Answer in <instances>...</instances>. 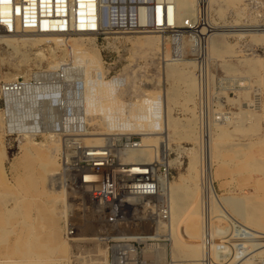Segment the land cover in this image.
Returning a JSON list of instances; mask_svg holds the SVG:
<instances>
[{
  "label": "rangeland",
  "instance_id": "obj_1",
  "mask_svg": "<svg viewBox=\"0 0 264 264\" xmlns=\"http://www.w3.org/2000/svg\"><path fill=\"white\" fill-rule=\"evenodd\" d=\"M210 6V23L212 27L215 26L213 30L215 34L211 38L201 40L186 37L182 40L185 41L183 46L181 45L182 41L180 46H176L172 38H160L152 32L61 35L63 46L57 47L53 41L50 44L42 43L41 48L37 45L19 43L20 47L16 49H19V52L13 45L3 40L0 42V84L8 80V77H12V79L25 78L40 68L52 69L51 64L55 60L60 61V64L74 65L71 51L65 47L77 42L83 47L95 49L101 57L110 95L117 100L114 103L118 105L123 114H128V110L135 101L130 102L125 97L123 98L122 96L125 94L118 91L119 89L129 88L131 94H139L138 97H141L139 101H142L150 92L161 94L167 92L173 96L176 95L173 97L174 100L170 101L172 114L178 121V124L170 129V133H172L169 140L171 145L167 150L168 160H177L174 164L169 163L170 182L178 181L183 184L186 192L188 189L191 192L198 191L203 215L206 220L208 218L214 231H217L218 227L223 229L219 236L222 241H227L229 232L226 229H231L230 221H233V226L236 228L235 224L242 220L225 204L223 197L238 196L249 199L253 195L254 192H251L252 182L248 179L249 172L246 171L248 169L246 156L249 153L264 152V110L260 107L263 105L264 108V67L262 66L264 60V0H233V3L225 8L223 14L214 10L211 0ZM194 7V20H196L197 0H195ZM188 24L192 23L188 22ZM145 34L154 35H148L153 38L152 44L141 46L135 43L139 41L138 37ZM133 35L136 37L132 38ZM82 37L86 44H82ZM12 38L17 39L18 36ZM41 50L45 52V58L39 59V61L37 52ZM174 58L186 62L180 64L179 67L181 72L193 76L195 92L191 93L188 83L184 80L167 79L165 65L172 63L171 59ZM39 62L40 65H38ZM126 98L129 99L128 95ZM257 100L261 101L260 104ZM223 119L233 121L228 131L219 136L216 124ZM2 125L0 118V137L3 136V142L6 143L12 155L11 159H5L3 166H0V223L13 230L11 239L12 242L18 239L19 248L15 253H12V250L10 251V248L3 242V245L0 246V263L8 260L11 264H19L26 262L23 250L26 248L24 247L26 237L30 233L38 236V240H42L43 244L54 246L58 243L54 237H51L55 214L52 207L46 202L49 196L42 197L43 200L38 192L25 186L26 176L25 172H22L25 170L19 164L16 165L18 168L15 166L18 157L24 151L23 145L28 141L25 140L26 138L17 141L16 137L7 140ZM91 125L90 132H105V134L121 132L118 130L108 131L104 123L96 122ZM211 129L213 137L223 141L224 145L222 160L216 161L212 167V189L206 184L208 175H205L207 167L204 162L209 146L207 144L209 143L208 132H212ZM162 131L163 129L159 131L161 133L159 140H162L163 143L165 137ZM126 134H140L139 137L142 141L143 135L140 132H126ZM196 136H200V138L196 139ZM35 141L39 144L44 143L42 146H36L38 153L47 150L54 151L53 148L57 146L56 143L51 142L52 138L48 136H40ZM1 142L2 139H0V146ZM249 142L255 143V146H252L251 149L242 146ZM57 143L59 142L57 141ZM164 146L163 143L162 151ZM56 150L57 163L54 165V170L58 171L60 151L58 147ZM161 150L157 157L162 153ZM191 150L197 151L198 156H201V162L193 171L189 170L190 156L188 152ZM40 157L35 156L29 160L32 162L28 168L34 170L35 177L38 174L36 168L39 171L37 165ZM157 157L151 162L155 161ZM124 160L133 162L126 158ZM145 163L147 162L145 161ZM259 198L262 197L259 196ZM63 209L64 206L60 203L58 214H56L60 218L56 219L60 220L61 239H65ZM96 226L93 223L87 231L96 233L106 230V228L100 227V224L99 227ZM158 232L166 234L161 228L158 229ZM241 241H244L243 236L234 229L231 249L236 250ZM167 242L169 241L167 240ZM250 243L251 241H248L244 249L246 252L254 250L251 254V264H264V246L255 249ZM45 250L46 248L42 246L38 248L39 252ZM59 256H63V254L56 253L53 258ZM69 256H71V252ZM53 258L48 259L52 261ZM183 258L186 259L184 256ZM226 264H235V261L229 260Z\"/></svg>",
  "mask_w": 264,
  "mask_h": 264
},
{
  "label": "built area",
  "instance_id": "obj_2",
  "mask_svg": "<svg viewBox=\"0 0 264 264\" xmlns=\"http://www.w3.org/2000/svg\"><path fill=\"white\" fill-rule=\"evenodd\" d=\"M210 13L207 0H197L195 23L181 25L176 0H0V35L152 32L180 46L186 37L210 38L215 29ZM88 90L84 68L70 64L2 82L0 118L6 139L48 136L59 142V167L51 185L68 194L70 213L64 223L72 245L70 264H159V258L146 254L156 255L158 245L167 241L158 224L171 220L168 155L162 151L150 163L125 161V151L141 147L140 134L114 133L102 144L86 142ZM118 91L130 102L141 99L129 88ZM139 211L143 218L137 232H119L133 229L131 217ZM91 214L105 231L82 233ZM201 261L213 264L209 256Z\"/></svg>",
  "mask_w": 264,
  "mask_h": 264
},
{
  "label": "bare ground",
  "instance_id": "obj_3",
  "mask_svg": "<svg viewBox=\"0 0 264 264\" xmlns=\"http://www.w3.org/2000/svg\"><path fill=\"white\" fill-rule=\"evenodd\" d=\"M176 1H177V20L179 24L181 25L194 24L195 23L194 21H196L194 20L195 0H176ZM207 2H208V7L210 8L211 7L210 0H207ZM232 3L233 0H211V5H213L214 10L217 11L219 14H223L225 8L229 7V5ZM188 22L192 24H188ZM73 34H88V33L77 32ZM214 34L215 33H213L210 36V38ZM61 35L62 34H57V33L55 34L25 33L22 34L21 36L16 35L18 36L19 39L12 38L15 36L0 35V42L4 40L10 45H13V47H15V50L18 47H20L19 46L20 44L37 45L39 46V48H41L42 43L50 44L51 41H53L55 45L59 47V46H63ZM148 35L154 36L153 34L141 35L140 37L137 38V40L139 41H136L135 43H138L141 46L144 44H152L154 42L153 38L151 36L149 37ZM155 36H159L160 38H163V36L160 35L155 34ZM134 37L136 36L133 35L132 38ZM81 41L82 44H86V41L84 40L83 37ZM184 44L185 41H182L181 45L183 46ZM65 49L71 51L72 54L71 57L73 59V62L75 63V64L73 63L74 66H81L84 68V72L86 74V81L88 83V86L90 87V90H88L86 94L87 97V101L85 103V112L87 115L86 122L90 126H92L91 124H94L96 122L104 123L108 131H115V130L121 131L119 133L140 132L143 135L142 141L140 139L141 147L129 151H125V153L122 156L123 159L126 158V160L133 161L131 163H145V161L147 163H150L151 160L157 157V155L160 153V150L162 149L161 146L163 145V143L165 145L163 151L165 154H167V150L168 148H170L171 145L169 141L172 136V133H170V129L178 124V121L175 119V117L172 114V107L170 105V101L173 99L174 96L176 97V95L173 96L171 93H167V92L166 93L162 92L163 94L158 92H150L147 94V96L144 97L142 101H138L132 104L130 109L128 110V114L125 115L122 113L118 105L114 103L117 100L113 98L112 95H110L108 82H107L108 80L105 79V73L102 67L103 66L102 59L99 56V54L96 53L95 49H92L91 47L90 48L83 47L82 45H78L77 42L73 43L72 45H68V47H65ZM16 51L19 52V49ZM44 53L45 52H43L42 50L37 52L38 60L39 59L42 60L45 58ZM171 60L172 63H168L167 66L165 65L167 79L169 80L170 78L173 79L176 78L178 80H184L188 83V88L190 89L191 93L195 92L196 91L194 90L195 80L193 76L191 74L188 75L185 74V72H181V69L179 67L180 64H185L186 62L180 61L179 58L178 59L174 58ZM59 64L60 61L55 60L54 63L51 64V68L54 69ZM38 65H40V62ZM262 66L264 67V60ZM7 79L8 80L6 81H9L10 79H12V77H8ZM167 83L169 82L167 81ZM263 85H264V77H263ZM174 90L176 91L177 89L175 88ZM174 90H173V94H174ZM257 101H259L260 104L261 101L260 100ZM260 107L261 109L264 110L263 105H261ZM232 121L233 120L225 121L223 119L216 124L217 132L219 133V136L220 134H223V132L228 131ZM161 129H163L162 132H164V137H165L164 139L165 142L163 143L162 140H159V135L161 134L159 133V131ZM110 134H114V133H110ZM208 134H209L208 137L209 143L207 144L209 146H208V150H206L207 154L205 152L206 155L204 157V162L207 167L205 175H208V179L206 178L207 180L206 184L210 187V189H212V179H211V172H213L212 167L214 166L213 164H215L216 161L219 162L220 160H222L221 159L223 157L222 149L224 145H223V141L213 137V131L212 132L209 131ZM106 135H108V133L105 134V132H97V133L89 132L88 133L89 137H87L85 140L88 143L102 144L104 142ZM199 138L200 136L198 137L196 136V139ZM0 139H2L0 146V166H3V161L5 159H11L12 153L11 151L8 150L6 143L3 142V136H1ZM25 140H27L28 142L27 144L23 145L22 148L24 151L22 155L18 157L15 166L19 164V166L21 165L24 168L25 171L22 172L23 173L25 172L24 175L26 176L25 186L38 192L41 199L43 200L44 198L42 197L49 196V198L46 199V202L50 205V207H52V210L55 214V216L53 217L51 237H54V240H57L58 243L57 244L54 243L55 244L54 246L47 245L46 243L43 244L42 240L41 241L40 239L38 240L39 238L38 236H35L34 233L33 234L30 233L28 237H26L27 239L24 243V247L26 248L23 250V254L26 255V262L24 261L23 263H19V264H70L69 254L71 252V245L69 241L66 239L65 234H64L65 239H61V232H60L61 226L59 223L60 220H58L60 217L58 218L56 215L58 214L57 210H58V205L60 203H62L64 206L63 214H62L63 217H66L70 213V206L68 204L69 201L67 197L68 194L64 189L54 188L51 186V178L52 176H54L55 172L57 171L54 170L55 169L54 165L57 163V154H55V151L57 152L56 150L57 147L60 150L59 143H57V141L52 139L51 142H54L57 145L55 146V148H53L54 151L51 150L49 152L47 150L46 152L42 151L41 153H38L37 152L38 147L36 146L37 145L42 146V144L44 143L39 144L32 137H28ZM242 146L251 149L252 146H255V143L249 142L247 144H243ZM188 153L190 156L189 170L190 171L196 170L197 164L201 162V156H198L197 151L195 152L193 150L189 151ZM35 156H39V157L41 156L39 164L37 165L39 171L36 168V171L38 173L36 177L34 175V170L28 168L30 162H32V160L29 161L30 158H34ZM246 158H247L246 167L248 168L246 169V171L249 172L248 179L252 182L251 192H254L253 195H251L249 199H247V197H238V196L223 197V201L225 202V204L228 205L234 211V213L237 216H239L242 220V222L239 221L237 224H235L236 228H234L233 226V221H230L231 229L232 228L236 229L238 233H240L243 236L244 239V241H241L240 244H238L236 250L233 251L230 247L231 239L233 238L234 229L233 230L226 229V231L229 232V239L227 241L221 240L219 235L221 234L223 229L218 227L217 231H214L213 227L208 222V218L206 220L205 216L203 215L204 212H203L201 200L198 197L199 196L198 191L191 192V190L187 188L188 191L186 192V189H184L183 184L179 183L178 181L175 182L168 181L167 189L171 204V220L170 223H168V225L163 222L159 223L158 229L161 228L162 231L166 233L168 238L167 240L169 242L164 241L161 244H159L156 255H153V252L149 250L146 254V257L159 258L160 260L159 264H202L201 263L202 262L201 260L203 259L202 257L205 256H209L210 258H212L213 264H226L229 260H234L235 264H251L250 262V259L252 257L251 254L254 252V250H252V252L245 251L244 247L246 246L247 242L251 241L255 249L264 246L261 245L264 244V152L249 153L246 156ZM176 161L177 160L175 159H171L168 162L174 164V162ZM16 168L18 167L16 166ZM139 172H144V171H142V169H139ZM32 183L34 185H31ZM255 193H257L258 195ZM259 196L262 198H259ZM88 217L89 218L87 219L90 220L91 218H94V214L88 215ZM79 218L81 219V217ZM131 218H132L131 222H133L132 223L133 229L130 232H126L123 229H119V232L133 233V234L137 232V230L135 229L136 227L137 228L139 227L140 224L139 221H141L143 218L142 212L141 211L134 212ZM84 220H86V218ZM95 220L96 219H93L92 222L88 221L86 223L85 229L82 230V233L85 234L93 223L94 225L96 224L98 226L99 222ZM64 230H65V223H64L63 231ZM12 233L13 230L7 228L4 225H1L0 223V246L3 245L2 243L4 242V244L8 248H10V251L12 250V253H15L17 251V248H19L18 247L19 242L18 239L15 242H12L11 239ZM40 246L45 247L46 250L44 252L41 251L39 252L38 248ZM56 253H62L63 256L53 258V256L56 255ZM183 256L186 259H184ZM48 258H53V259L52 261H50V259ZM0 264H11V263H9V261L6 260L5 262ZM12 264H18V263H12Z\"/></svg>",
  "mask_w": 264,
  "mask_h": 264
}]
</instances>
